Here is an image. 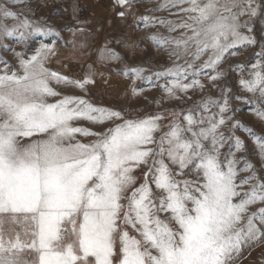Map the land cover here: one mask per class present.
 <instances>
[{
	"label": "snow or ice",
	"instance_id": "snow-or-ice-1",
	"mask_svg": "<svg viewBox=\"0 0 264 264\" xmlns=\"http://www.w3.org/2000/svg\"><path fill=\"white\" fill-rule=\"evenodd\" d=\"M22 2L0 0V47L42 39L31 55L15 52L18 67L0 60V264H236L245 249L264 244V173L235 133L254 139L262 167L264 136L243 126L231 104L253 105L264 123V46L238 78L248 97L221 87L219 99L187 109L133 114L88 99L91 73L75 78L48 66L61 32L22 18L13 10ZM160 7L175 18H153L145 27L157 31L146 39L167 51L170 64L151 76L143 67L122 71L155 77L168 100L202 91V76L217 86L227 57L256 45L254 27L264 25V0ZM101 59L122 58L107 50Z\"/></svg>",
	"mask_w": 264,
	"mask_h": 264
},
{
	"label": "rangeland",
	"instance_id": "rangeland-1",
	"mask_svg": "<svg viewBox=\"0 0 264 264\" xmlns=\"http://www.w3.org/2000/svg\"><path fill=\"white\" fill-rule=\"evenodd\" d=\"M105 5H101V3ZM164 0H135L130 7H121L116 0H102L99 2L101 9L92 8V0H23L14 5L13 10L20 12L23 17L31 20H39L41 23L54 26L61 32L62 39L57 45V54L50 58L48 66L58 72L68 74L75 78H82L91 73L95 83L88 85V96L97 105L124 109L129 113L139 112L155 113L187 109L194 106L202 98L211 96L219 99L221 87L231 88L234 93L248 97L249 94L241 91L238 78L247 76L252 64L259 57L256 53L264 46V25L259 22L254 27L257 44L254 46L237 49L238 55H229L221 65L224 77L212 86L206 76L200 77L205 83V88L200 91L189 92L190 99L168 100L152 81L135 80L134 77L123 74L125 67H143L147 69L145 76H151L170 64L167 51L157 48L146 37L157 28L145 27L153 23V18L174 19L169 9H162ZM97 5V6H98ZM125 11L121 17L117 13ZM172 11H175L174 9ZM100 15V16H99ZM149 17L148 21H141L140 17ZM12 24L13 21H8ZM81 28L82 32H76L75 36L69 29ZM159 32L168 35L167 30L160 27ZM175 35V34H173ZM41 37L30 46L17 44L14 40H6L8 48L0 47V60L7 61L10 65L18 67L15 52H24L31 55L32 49L38 46ZM55 40L56 37L47 38ZM64 41H69L65 43ZM127 45H138L134 50ZM113 50L121 56V61H107L101 59L102 53ZM237 65H244L243 72L237 71ZM2 67V65H0ZM104 79H108L105 84ZM163 83V81H159ZM141 91L133 95L132 89ZM77 95H80L78 91ZM230 100H231V94ZM231 104L238 109L235 116L243 126L253 129L257 136H264V123L254 114L253 105L245 104L241 100H231ZM83 126L90 127L87 122ZM244 140L247 146V156L256 165L257 170L264 173V167L256 152L255 141L246 131L235 133ZM239 155V154H238ZM236 264H264V244L245 249L236 261Z\"/></svg>",
	"mask_w": 264,
	"mask_h": 264
},
{
	"label": "bare ground",
	"instance_id": "bare-ground-1",
	"mask_svg": "<svg viewBox=\"0 0 264 264\" xmlns=\"http://www.w3.org/2000/svg\"><path fill=\"white\" fill-rule=\"evenodd\" d=\"M102 0H92V8L93 9H101L100 7H101V5L103 6V5H105V3L103 2V3H101V5L99 6L98 4H99V2H101ZM98 5V6H97ZM100 16V15H99ZM107 81H108V79H104V83L106 84L107 83Z\"/></svg>",
	"mask_w": 264,
	"mask_h": 264
}]
</instances>
